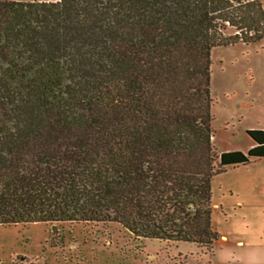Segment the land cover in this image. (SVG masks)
<instances>
[{
	"label": "trees",
	"instance_id": "trees-1",
	"mask_svg": "<svg viewBox=\"0 0 264 264\" xmlns=\"http://www.w3.org/2000/svg\"><path fill=\"white\" fill-rule=\"evenodd\" d=\"M263 35L258 0H0V225L209 250L211 178L264 157L213 149L209 52Z\"/></svg>",
	"mask_w": 264,
	"mask_h": 264
},
{
	"label": "rangeland",
	"instance_id": "rangeland-1",
	"mask_svg": "<svg viewBox=\"0 0 264 264\" xmlns=\"http://www.w3.org/2000/svg\"><path fill=\"white\" fill-rule=\"evenodd\" d=\"M208 79L213 149L246 151L245 130L264 129V35L211 48ZM210 204L209 250L114 222L14 223L0 225V264H264V157L213 175Z\"/></svg>",
	"mask_w": 264,
	"mask_h": 264
},
{
	"label": "crops",
	"instance_id": "crops-1",
	"mask_svg": "<svg viewBox=\"0 0 264 264\" xmlns=\"http://www.w3.org/2000/svg\"><path fill=\"white\" fill-rule=\"evenodd\" d=\"M250 146H251V144H248V147H247V149H248Z\"/></svg>",
	"mask_w": 264,
	"mask_h": 264
}]
</instances>
